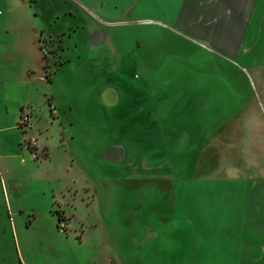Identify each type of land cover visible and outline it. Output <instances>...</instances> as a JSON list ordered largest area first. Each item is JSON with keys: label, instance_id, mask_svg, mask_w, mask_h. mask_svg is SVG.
Instances as JSON below:
<instances>
[{"label": "rangeland", "instance_id": "374dc122", "mask_svg": "<svg viewBox=\"0 0 264 264\" xmlns=\"http://www.w3.org/2000/svg\"><path fill=\"white\" fill-rule=\"evenodd\" d=\"M225 1L215 45L97 49L74 0H0V264H264V0Z\"/></svg>", "mask_w": 264, "mask_h": 264}, {"label": "crops", "instance_id": "0c3cea01", "mask_svg": "<svg viewBox=\"0 0 264 264\" xmlns=\"http://www.w3.org/2000/svg\"><path fill=\"white\" fill-rule=\"evenodd\" d=\"M74 1L97 21L96 26L99 25L93 29L94 31L98 28L96 37L91 34V41L97 49L106 44L111 32L115 33L117 28L135 25L159 27L182 38L193 47L200 46L198 42L204 40L209 41L211 46L215 45L218 39L227 38L225 33L229 32L228 27L223 26L219 31L217 24L219 10L229 6L225 0ZM201 16H205L206 20L201 19Z\"/></svg>", "mask_w": 264, "mask_h": 264}, {"label": "built area", "instance_id": "2783aa9c", "mask_svg": "<svg viewBox=\"0 0 264 264\" xmlns=\"http://www.w3.org/2000/svg\"><path fill=\"white\" fill-rule=\"evenodd\" d=\"M0 14H1V12H0Z\"/></svg>", "mask_w": 264, "mask_h": 264}]
</instances>
